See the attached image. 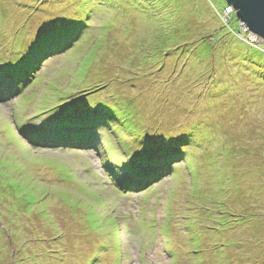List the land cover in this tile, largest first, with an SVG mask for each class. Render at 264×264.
<instances>
[{"label":"rangeland","instance_id":"374dc122","mask_svg":"<svg viewBox=\"0 0 264 264\" xmlns=\"http://www.w3.org/2000/svg\"><path fill=\"white\" fill-rule=\"evenodd\" d=\"M226 4L0 0V264H264V66L225 49ZM65 28L68 46L18 70L31 86L2 71Z\"/></svg>","mask_w":264,"mask_h":264},{"label":"trees","instance_id":"16d2710c","mask_svg":"<svg viewBox=\"0 0 264 264\" xmlns=\"http://www.w3.org/2000/svg\"><path fill=\"white\" fill-rule=\"evenodd\" d=\"M225 3H226V1L225 0H223ZM29 6L31 7V8H37V5H32V4H29ZM57 6H59V2H58V5ZM227 7V4L225 5V8ZM225 8H224V10H225ZM26 9H28V5L27 4H25V7H24V5H21V6H19V8H17V6H15L14 8H13V10L11 9V11H13V12H11L10 13V15H11V17H12V19H13V15H15L16 16V19L19 17V16H21V15H23V11H26ZM224 12V11H223ZM223 12H221V17L223 18ZM44 18V17H43ZM42 18V19H43ZM221 18V19H222ZM231 19H232V17H231ZM231 19H229V20H226V19H222V22L224 23V26L225 27H227L228 28V30H230L232 33H227L226 35H228L229 36V40H228V42H224L223 43V45H224V47H225V49H228V53L230 52H232V50H234V51H237V53H238V55H239V61H241V60H243V61H245L244 59L246 58V56L248 57V59H251V61L250 62H254V63H256V66H255V69L256 70H258L259 68L258 67H260V66H264L263 65V63H264V58H255V59H253V57H251L250 55H248L245 51H242V53H240V50L235 46V43H236V40H238V39H242V41L243 42H245L247 45H251V46H256V47H259V48H261V49H264V44L263 43H260V42H257V43H250V41L249 40H247L248 39V35H244V34H242V36L243 37H241L239 34H237L238 32H240V30H236V29H233L232 27H230V24H229V21L231 20ZM18 20V19H17ZM48 20V19H47ZM1 23H2V21H1ZM1 23H0V29L2 28L1 27ZM219 23H221V21L219 22ZM6 25V24H5ZM65 25V24H64ZM56 26L58 27V24H56ZM62 27H66L67 28V26H63L62 25ZM5 28H7V27H5ZM63 29L62 31H61V35L59 36V37H57L56 38V35H54V37H55V39L53 40V41H48L47 42V44H44L43 46H40L39 48H37V50L36 51H33V53H34V56H32V50L31 49H26V51L28 52V54L26 55V57L24 56L23 57V59H19V60H16V61H7V62H4V68L2 69V71L3 72H6V75H7V73L9 72V71H11V73H13V74H15V75H17V76H19V79H20V81H18L17 83H16V85H17V87H29V86H31L35 81V79L34 80H31V83L30 84H26V82H27V80H29V78L31 77V76H29V78H26L27 77V75H28V73H26L24 70H22V71H19L18 72V70H20V68H22L21 66H30V64H32L33 62H36V61H38L39 63L41 62L40 60H43V59H45V57L48 55L49 56V54H52L54 51H59V50H62V49H64L66 46H68L69 44H70V38H67L66 36H63V34L67 31V29ZM223 28V27H222ZM44 31V30H43ZM219 31V26L217 27V28H215L214 30H213V32L212 33H210V35H209V37H207L206 36V38L205 39H203L201 42L199 41V44L196 46V48H195V50L198 48V46H200V44H202L203 45V50H205L206 52H209V50H210V48L212 47L211 45H210V43H208V44H206V42H207V39H210V37L212 36L213 38H214V36H213V34H215V33H217ZM182 32V31H181ZM39 34H46V33H44V32H41V31H39V33H38V35ZM233 34V35H232ZM50 37H51V35L50 34H48ZM187 36H190V33H188V34H183V37H187ZM234 38H236V40L234 39ZM73 40H75V38L73 37ZM192 42H185L184 44H183V46L185 45V46H187L186 48H190L193 44H191ZM51 44V45H50ZM220 45H222V44H220ZM49 46V47H48ZM183 46L182 47H179V48H183ZM184 46V47H185ZM264 52V51H263ZM258 60V61H257ZM38 63V64H39ZM253 64V63H252ZM37 66L38 65H36V66H34L33 68H31L30 70L31 71H29V72H36L37 71ZM248 67L250 68V65H248ZM30 67H28V69H29ZM13 71V72H12ZM19 89H21V88H19ZM64 93H66V91L64 92ZM97 92H96V90H89L88 91V93H86V94H90V95H88L87 97H91L92 95H94V94H96ZM70 94H76V93H70ZM79 96H82V95H79ZM72 97V96H71ZM90 102V101H89ZM98 104H99V106L101 107V109L102 110H104V112H107V113H113V114H115L114 116H116L118 113H120L121 115H124L125 117H127L126 116V114H125V111H124V109H122V108H119L118 106H115V105H110V104H108V103H106V102H104V101H102V100H99V102H98ZM124 111V112H123ZM123 119V118H122ZM124 120H126V119H124ZM108 120H104V123H106ZM126 123H128L129 125H131V121H128V120H126ZM111 126V125H110ZM111 129H113V127L111 128ZM129 128H127L126 130H128ZM114 131H115V133H117V130L116 129H113ZM107 131V130H106ZM108 134L112 137V135L108 132ZM168 139H170L171 140V142L173 141V143L172 144H178L177 143V139L178 138H174V137H168ZM181 139H184V140H186L187 141V139H186V137H181ZM118 143H119V146H120V150L122 149H124V148H126L127 146H125L124 144H123V141H122V139H119L118 140ZM247 145H249V144H247ZM178 146H180V144H178ZM181 146H184V144L183 145H181ZM125 153L126 154H129L130 153V151L129 150H125ZM172 154H177V152H174V153H170V154H165V157H166V160H168L167 162L168 163H170V162H174V163H177L180 159H173V160H170V155H172ZM179 155V154H178ZM181 156V155H180ZM126 155H124V154H121V155H119V158H120V160H122V163L123 164H126V162H125V159H126ZM163 157V156H162ZM181 157H183V155L181 156ZM136 166L135 167H128L127 169L130 171V173H131V176L132 177H135V175H136V173L138 172L136 169ZM135 174V175H134ZM142 175V181H144V182H149L150 181V179H152L153 178V176L154 175H152V176H148L149 174L148 173H142L141 174ZM123 179V178H122ZM125 181V180H124ZM126 182V181H125ZM14 187H15V189H17L16 187L17 186H15L14 185ZM12 192H14V191H12ZM30 198V200H27V196L25 195L24 196V199L28 202V204H27V209L29 210V209H31L32 208V206H33V204H35L36 202H37V199H35L34 197H29ZM192 238H194V237H192ZM201 250H203V249H194V253H196V254H198L199 252H201ZM196 257H197V255H196Z\"/></svg>","mask_w":264,"mask_h":264},{"label":"water","instance_id":"95a60500","mask_svg":"<svg viewBox=\"0 0 264 264\" xmlns=\"http://www.w3.org/2000/svg\"><path fill=\"white\" fill-rule=\"evenodd\" d=\"M237 19L264 43V0H225Z\"/></svg>","mask_w":264,"mask_h":264},{"label":"clouds","instance_id":"9594fccd","mask_svg":"<svg viewBox=\"0 0 264 264\" xmlns=\"http://www.w3.org/2000/svg\"><path fill=\"white\" fill-rule=\"evenodd\" d=\"M227 7H231L232 9H233V11H232V13L229 15V16H226L225 15V11H226V8ZM227 7L225 8V10H224V12H223V19H226V20H229V19H231V17L233 16V15H236L235 14V10H234V8L232 7V6H229V5H227ZM237 17V16H236ZM239 21V20H238ZM239 23H240V32H238L237 34H239L241 37H243L242 36V34H246V35H248V36H253L254 37V41L252 42V41H250L249 40V37H248V39L247 40H249L250 41V43H257V42H260V43H262V41H260V39H259V37H257L255 34H253V33H251L250 31H248L247 29H246V27L239 21ZM264 44V43H263ZM90 114H92L91 112H90ZM141 125V124H140ZM107 129H103L101 132L102 133H104V135H105V137L106 138H108L110 141L112 140V139H115V137L112 135V137L108 134V132L109 131H106ZM110 133V132H109ZM71 135H74V134H71ZM87 136V135H86ZM86 136H81L80 138H82V139H80V140H85L84 138L86 137ZM72 137H75V136H72ZM78 139V138H77ZM87 140V139H86ZM98 140H100V139H98ZM102 143V142H101ZM111 143H113L112 141H111ZM114 143H116L117 145H119V143H118V141L117 140H115L114 141ZM78 149V148H77ZM118 150L120 151V146H119V148H118ZM121 151H122V149H121ZM121 154H123V153H121ZM120 154V155H121ZM112 161L113 162H115V164H120V163H122V160H120V158H119V155H118V158H116V159H112ZM122 165H124V169L126 170V171H124L123 173L124 174H126V176H128V178H131L132 176H131V173H130V171L125 167V164H123L122 163ZM122 173V174H123Z\"/></svg>","mask_w":264,"mask_h":264},{"label":"built area","instance_id":"2783aa9c","mask_svg":"<svg viewBox=\"0 0 264 264\" xmlns=\"http://www.w3.org/2000/svg\"><path fill=\"white\" fill-rule=\"evenodd\" d=\"M232 11H233V9L231 7H227L226 8V11H225V15L226 16H229L232 13ZM248 37H249V40L250 41H252V42L254 41V37L253 36L250 35Z\"/></svg>","mask_w":264,"mask_h":264}]
</instances>
